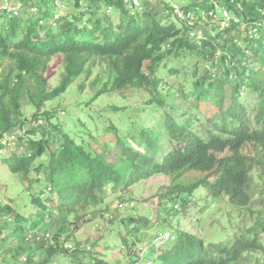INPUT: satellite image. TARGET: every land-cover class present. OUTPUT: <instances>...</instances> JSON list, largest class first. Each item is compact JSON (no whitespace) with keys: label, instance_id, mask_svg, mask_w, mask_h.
Masks as SVG:
<instances>
[{"label":"trees","instance_id":"obj_1","mask_svg":"<svg viewBox=\"0 0 264 264\" xmlns=\"http://www.w3.org/2000/svg\"><path fill=\"white\" fill-rule=\"evenodd\" d=\"M92 57L106 65L91 81L93 95L74 105L79 133L71 134L53 121L58 112L46 104L81 74L90 76ZM192 57L210 66L199 75L194 63L186 90L183 65ZM166 59L176 62L167 68L173 82L161 75ZM127 89L166 106L160 128L106 116L126 110ZM115 91L122 105L109 104L95 116L90 104ZM247 96L256 99L253 106ZM11 143L16 148L9 151ZM0 149L2 163L9 158V170L25 184L21 200H0V264H53L58 257L110 264L105 249L93 251L75 234L102 217L124 227L114 234L122 247L142 245L139 236L151 221L131 212L105 215V199L119 193V203L129 205L121 191L155 174L170 178L158 195L156 219L169 233L160 247L151 241L145 249H152L151 264H250L264 251V0L179 6L170 0H0ZM218 200L226 212L248 210L252 221L238 225L240 215L221 212L234 220L229 241H219V232L208 240L200 229L182 227L189 213L203 215ZM129 258L131 264L139 260Z\"/></svg>","mask_w":264,"mask_h":264},{"label":"rangeland","instance_id":"obj_2","mask_svg":"<svg viewBox=\"0 0 264 264\" xmlns=\"http://www.w3.org/2000/svg\"><path fill=\"white\" fill-rule=\"evenodd\" d=\"M179 6V4H185L189 0H170ZM64 6L67 7L66 4ZM69 9H73L71 5L68 6ZM111 11V10H110ZM129 17V16H128ZM112 19L116 22L118 21V15L114 12L112 15ZM238 37V33L236 34ZM239 39H242V36L239 35ZM220 54L217 52V55ZM88 63L93 65V70L90 76L86 77L85 74H81L74 83L69 87V89L62 94L59 98L47 102L46 107L49 109H55L58 112L57 117L53 119V121L63 127L64 131H70L71 134H78L79 133V123L76 121V116L78 115L74 108L76 106H82L85 104V99L89 98L93 95L95 88L91 84L92 79L97 73H100L102 70V65L105 66L106 63L99 59L98 57H92ZM166 64V68L163 69L161 73L162 76H165L168 81L173 82V76L167 74V68L175 65L173 59H166L163 60L159 67L163 64ZM196 63L198 66V74L201 75L203 73V68L205 66H210V62L204 59H199L197 57H192L187 59L184 62V72L187 73L186 77H181V83L183 84L186 90L191 89V86L188 84L192 83L191 75V67ZM61 69H56V74L53 77V85H57L60 78ZM248 91V90H245ZM126 94V101L127 104L126 110L119 111V112H112L106 111L105 114L110 119L117 121L118 119L129 122L132 118H139L140 123H146L148 126H154V128H160L162 122V113L165 110L166 106L156 105L155 103L149 102L150 98L145 95L143 92H136L130 89L124 91ZM121 94L118 91H115L112 94L101 96L99 99L95 100L93 103L90 104V109L94 111L95 116L97 113L103 114L104 112L101 110L103 108H107L109 104L116 103L118 105H122V98L118 96ZM105 98V99H104ZM244 98V97H243ZM103 99V100H102ZM246 104H251L252 106L255 104L256 99L250 96L244 98ZM149 102V103H148ZM32 107L30 105L26 106L25 113L27 116H30ZM84 110V109H81ZM129 114V115H128ZM128 115V116H126ZM131 115V116H130ZM127 120V121H126ZM39 122H42L41 120ZM124 122V123H125ZM32 124V123H31ZM88 128L92 131L95 130V127L92 124H87ZM123 128V127H122ZM23 134L25 132V127L20 130ZM18 134V135H20ZM163 142L165 148L169 147L168 139L166 134H163ZM12 138V136L10 137ZM16 146L11 143L9 144L8 150H14ZM114 149L111 150L109 153L110 157L112 156V152ZM0 155H2V150H0ZM5 162L2 163V159H0V200L4 202H8L10 198L20 199L22 198L21 187L23 184V180L21 178V174L14 175L9 170L10 160L7 158L4 160ZM38 163V161H37ZM42 176V173H40ZM45 181H40L39 184H43ZM170 183V178L168 175L165 174H155L149 178L141 180L136 184L131 185L129 188L121 191V194H124L126 198L131 201L129 205L123 204L121 205L117 195L119 193L108 192L105 201L109 203L110 210L105 212V215H110V217L114 218L115 216H122L128 215L130 212L134 215H144L150 221L151 225H147L143 227V232L140 234L139 238L142 239L143 244L140 246H134L132 251H129L127 248L121 246V241H119V237L114 236V234L118 232H125L123 229L124 227H119V225H111L102 217L95 218L94 220H90L88 222L83 223L79 230L76 232L75 237L79 239L82 243L90 245L93 251H101V249H105L102 252V256L110 264H131V258L129 256L138 255L139 260L133 264H151L152 260H150V256L152 254V249L145 250L150 248L151 241L156 242L154 245L160 247L162 243L167 239L168 233L167 230H163L160 225L157 226L156 219L159 213V201L158 195L161 191L165 190ZM20 202V201H19ZM17 202L16 204L18 205ZM54 205V203H53ZM214 206V205H213ZM133 207V208H131ZM26 208V207H25ZM24 208V209H25ZM225 202L222 200H218L214 208L205 214L199 215L193 210L191 213L188 214L186 220L183 221L182 227L187 229L190 228L193 231L200 229L202 235L205 239L213 240L215 238V233L219 232L218 236H220L219 241L223 240H230V237L233 236V222L234 220L229 216H237L240 215L239 218H235V223L238 225L242 222H250L252 218L250 216V212L248 210L243 209H231L229 212L225 211ZM29 208H26V210ZM27 211H25L26 213ZM226 213L229 216L220 215V213ZM192 214V215H191ZM205 215V216H204ZM200 216V220H199ZM86 219H90V216H86ZM102 223V226H101ZM101 226V227H100ZM235 226V225H234ZM128 227V226H127ZM130 227H128L129 229ZM121 229V230H120ZM120 230V231H119ZM159 230L162 234H156ZM165 231V232H164ZM5 231H2L0 236H3ZM167 234V235H166ZM121 235V234H120ZM166 235V236H165ZM117 236V235H116ZM163 236V238H162ZM115 237V238H114ZM166 237V238H165ZM262 241H264V234L260 237ZM145 245V246H144ZM144 246V247H143ZM88 247V248H90ZM146 251L142 256L141 249ZM105 251V252H104ZM129 253V254H128ZM1 255V253H0ZM143 257V259H141ZM73 258V257H72ZM70 259H65L58 257L54 260L53 264H69ZM236 264V263H235ZM250 264H264V251L252 255V259Z\"/></svg>","mask_w":264,"mask_h":264},{"label":"built area","instance_id":"obj_3","mask_svg":"<svg viewBox=\"0 0 264 264\" xmlns=\"http://www.w3.org/2000/svg\"><path fill=\"white\" fill-rule=\"evenodd\" d=\"M140 4V0H131V5H139ZM4 8L6 7V5L3 6ZM14 10V12L16 13V9L12 8ZM223 14L225 16H227V13L224 11ZM227 19V18H226ZM18 133H20V131H18ZM1 150V149H0Z\"/></svg>","mask_w":264,"mask_h":264}]
</instances>
